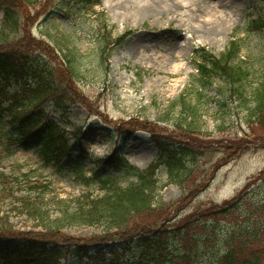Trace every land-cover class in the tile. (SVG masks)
<instances>
[{
	"label": "rangeland",
	"instance_id": "obj_1",
	"mask_svg": "<svg viewBox=\"0 0 264 264\" xmlns=\"http://www.w3.org/2000/svg\"><path fill=\"white\" fill-rule=\"evenodd\" d=\"M125 3L132 4V9ZM150 5L156 8L152 18L144 21L137 19L134 10H147ZM31 6H26L24 10L31 18L28 34L53 49L50 56L37 47L35 57L51 65L56 79L68 69L69 64L65 61L69 58L81 68L80 78L72 86L86 106L74 102L66 116L54 102L48 103L43 110L51 121L69 131L75 157L82 156L81 169L88 177H93L96 172L101 179L118 175L102 162H96L114 152L143 170L157 159L158 151L151 129L154 132L156 128L178 129L172 122L160 123L156 128L149 124L151 129L148 132L137 129L147 128L146 121L156 123L169 111L173 100L194 85L200 86L196 82L200 78L196 60L201 62L199 58L202 54L219 58L237 38L243 46L238 60L232 62L233 66L244 63L253 73L264 69V33L248 34L244 28L248 21L263 17L264 0H94L88 5L81 0H53L50 4L46 0H36ZM4 12L0 7V29ZM102 12L114 38L127 34L124 44L112 50L106 63L98 41ZM211 30L220 33L215 41L205 37ZM23 37L25 34L21 33L17 38ZM30 82L35 83V80ZM216 82L206 91L209 96L217 97L221 80L216 78ZM20 88V83H14L12 91ZM231 99L235 102L233 112H236L237 97ZM209 113L210 116L203 118L199 142H195L202 144L206 156L199 162L193 177L179 185L170 183L166 167L158 173L162 203L175 205L170 218L180 219L199 209L202 211L210 204L229 202L249 184H253L248 191L249 198L264 200V131L248 124L245 114L240 119L235 115L228 116L226 127H220L222 114L215 104L209 106ZM5 121L9 122L10 118ZM69 123L76 129H72ZM127 124L131 125L134 133L131 140L124 144L125 134L120 135L119 132L127 130ZM78 130H81L79 134ZM9 132L8 125L5 128L0 125V137ZM39 148L41 146H37L36 141H31L15 147L9 155L3 152L6 156L0 162V171L15 176L27 174L33 181H51L54 194L63 199L80 197L85 192H92L94 196L103 194L98 183L85 184L78 180L76 173L65 165L66 162L61 165L45 164L37 152ZM83 152H88L90 156L83 155ZM132 181L136 179L125 178L121 183L127 186ZM203 219V222L208 220ZM14 221L26 230L33 227V223L26 220ZM210 222L207 232H202L203 228L196 232L210 237L205 243V239L200 241L198 236L201 254L204 255L199 264H211L223 254V240L231 227L225 220L218 228H213L214 224ZM231 222L235 223L234 220ZM102 231L100 228L76 227L65 231V234L88 240L102 235ZM172 237L165 264H174L181 248L180 240L173 234ZM121 244L116 248L119 252ZM134 246L131 251L120 252L124 261L132 260L136 253H140V249ZM12 247L0 242V255H6V250ZM89 249L94 255L111 253L114 247L111 244H95ZM66 264L89 263L71 259Z\"/></svg>",
	"mask_w": 264,
	"mask_h": 264
},
{
	"label": "trees",
	"instance_id": "obj_2",
	"mask_svg": "<svg viewBox=\"0 0 264 264\" xmlns=\"http://www.w3.org/2000/svg\"><path fill=\"white\" fill-rule=\"evenodd\" d=\"M32 1L36 0H0V6L6 11L0 30V125L10 127L8 135L0 137V162L18 144L36 141L37 146H41L38 153L46 164L61 165L68 160L66 164L75 166L76 162L82 163V157L74 158V148L66 132L51 121L43 108L54 102L66 115L74 102L84 104L72 86L80 78L81 68L68 57L65 61L69 64L68 69L56 79L51 65L35 57L38 48L50 56L53 49L28 34L31 18L24 10L26 6L32 8ZM46 1L50 4L53 0ZM81 1L85 5L93 2ZM99 25L98 41L106 63L112 50L124 43L127 34L114 38L113 30L108 29L103 16ZM248 27V34L264 33V15L251 21ZM21 33L25 37L18 39ZM242 45L240 41L232 42L219 58L202 54L201 62H198L200 78L196 81L200 86L194 85L172 101L169 111L158 118L157 124L146 121L147 128L137 129L148 132L150 125L156 128L160 123L170 122L178 129L156 128L155 132L151 129L159 157L148 169L135 167L117 153L98 161L118 174L101 179L96 172L93 178L86 180L88 184L98 183L103 194L94 196L88 192L80 197L63 199L54 194L50 181H33L27 174L14 176L0 171V241L14 245L6 250L0 261L3 264H61L62 260L78 258L88 259L89 264H165L173 234L181 244L174 264H199L204 255L198 236L200 241L205 239V243L210 237L196 232L200 228L207 232L209 221L214 224L213 228H218L225 220L231 227L223 240V254L211 264H264V200L249 198L248 191L253 184L229 202L210 204L204 210L199 209L180 219L170 218L175 205L162 203L159 194L161 168H167L171 184L182 185L193 177L199 162L205 158L202 144L195 142H199L203 118L210 115L211 104L217 105L222 114L220 127H226L228 116L235 115L240 119L245 114L248 124L264 131V69L253 73L244 63L233 66ZM216 78L221 80L217 90V97L221 99L206 93L215 86ZM33 80L35 83H30ZM14 83L21 84L16 92L12 91ZM235 96L238 106L233 112L235 102L231 97ZM6 118L10 121L6 122ZM125 126L127 130L120 133H126L124 141L127 143L134 131L131 125ZM75 173L78 178L85 179L81 175L82 169ZM125 178H136V181L124 187L121 181ZM203 218L208 219L207 222H203ZM15 219L31 222L33 227L31 230L20 228ZM76 227L100 228L103 234L88 240L65 234ZM117 242H123L124 252L131 251L135 245L140 253L128 261H124L117 250L111 253V260L103 253L90 256V245H116Z\"/></svg>",
	"mask_w": 264,
	"mask_h": 264
},
{
	"label": "bare ground",
	"instance_id": "obj_3",
	"mask_svg": "<svg viewBox=\"0 0 264 264\" xmlns=\"http://www.w3.org/2000/svg\"><path fill=\"white\" fill-rule=\"evenodd\" d=\"M126 5L129 6L128 8L132 9V6H133L132 4H126ZM155 11H156V8H153L152 5H150V8H148L147 10L145 8H136L134 10L136 18L140 19L142 21L147 20L149 18H152V16L155 14ZM211 31L212 32L209 31L210 34H208V35L205 34L206 35L205 37L208 38L211 41L217 40V38L220 35V33L218 32V30H211Z\"/></svg>",
	"mask_w": 264,
	"mask_h": 264
}]
</instances>
